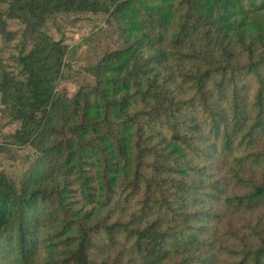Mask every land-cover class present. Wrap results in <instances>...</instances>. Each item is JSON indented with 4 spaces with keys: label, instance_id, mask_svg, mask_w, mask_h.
<instances>
[{
    "label": "trees",
    "instance_id": "obj_1",
    "mask_svg": "<svg viewBox=\"0 0 264 264\" xmlns=\"http://www.w3.org/2000/svg\"><path fill=\"white\" fill-rule=\"evenodd\" d=\"M58 12L109 13L124 44L72 97ZM9 19L34 42L3 113L38 155L0 170V264H264V0H0ZM216 206L244 221L226 240Z\"/></svg>",
    "mask_w": 264,
    "mask_h": 264
},
{
    "label": "rangeland",
    "instance_id": "obj_2",
    "mask_svg": "<svg viewBox=\"0 0 264 264\" xmlns=\"http://www.w3.org/2000/svg\"><path fill=\"white\" fill-rule=\"evenodd\" d=\"M8 6L9 1H6L2 9L6 10ZM25 28V24L20 20L9 19L7 29L11 33L0 35V77L4 69L18 73V56L24 49L28 51L32 47L34 38H25ZM44 30L65 45L63 75L59 80L58 91L70 97L82 87L95 84L96 79L92 71L101 57L124 46L109 13L58 12L47 19ZM3 109L0 92V170L18 180L31 167L38 153L33 145H20L15 142L13 135L22 129V122L5 115ZM222 174L223 171L217 170L215 177ZM216 208L223 216L210 219V224L216 226L212 231L213 237H224L226 240L223 230L240 229L244 221L239 214L225 210L222 206Z\"/></svg>",
    "mask_w": 264,
    "mask_h": 264
}]
</instances>
